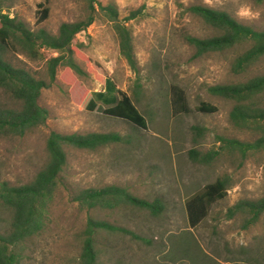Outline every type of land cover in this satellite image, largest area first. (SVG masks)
I'll list each match as a JSON object with an SVG mask.
<instances>
[{
	"label": "rangeland",
	"instance_id": "374dc122",
	"mask_svg": "<svg viewBox=\"0 0 264 264\" xmlns=\"http://www.w3.org/2000/svg\"><path fill=\"white\" fill-rule=\"evenodd\" d=\"M109 1L117 7L118 20L131 31L137 72L121 55L113 23L98 5L94 21L75 40L81 47L72 58L83 74H72L82 90L61 79L62 66L49 79L47 60L58 55L53 50L41 49L38 59L21 51L2 53L12 65L45 80L49 87L41 90L39 98L48 111L46 123L22 137L0 138V184L20 186L36 175L48 161L46 141L51 132L117 133L122 138L96 150L66 148L67 161L44 226L13 249L15 264H76L89 218L122 228L97 231V264H264V211L254 222L247 210L228 211L238 202L264 197V149L243 155L223 142H254L262 132L255 126H236L230 117L234 102L209 90L263 74L264 57L246 72L235 74L231 64L238 50L199 55L187 41L188 36L206 38L214 33L190 11L191 6L225 11L238 22L264 31V1L97 0L104 5ZM44 7L47 18L38 22ZM0 12L15 16L31 30L43 28L56 34L62 22L84 20L91 10L87 0H0ZM132 12L137 13L128 19ZM90 64L132 97L146 117V130L105 115L102 104L94 112L80 106L83 91L105 87L88 70ZM172 84L186 92L190 113L172 114ZM201 101L216 106L217 111H196ZM8 107L18 108L19 102L0 88V108ZM192 149L198 157L214 151L218 155L209 163H199L190 157ZM223 175L231 183L227 196L191 228L185 198ZM109 185L141 199L157 200L161 209L153 214L126 203L81 209L74 200L79 190ZM9 221L10 212L0 207V236L8 234Z\"/></svg>",
	"mask_w": 264,
	"mask_h": 264
},
{
	"label": "trees",
	"instance_id": "16d2710c",
	"mask_svg": "<svg viewBox=\"0 0 264 264\" xmlns=\"http://www.w3.org/2000/svg\"><path fill=\"white\" fill-rule=\"evenodd\" d=\"M264 0H258L263 2ZM91 12L84 20L62 22L56 34L40 28L31 30L24 22L15 16L0 12V88L7 91L19 102L18 108H0V138L22 137L34 129L43 126L48 117V111L39 104L41 90L49 84L23 68L15 67L2 55L4 51H21L32 59L41 57V49L53 50L58 53L47 60V71L50 80L55 78L56 69L62 66L61 79L79 88L73 73L83 74L81 68L74 62L72 56L81 47L75 43L76 36L87 29L94 21L95 5L104 11L109 21L113 23L117 34L120 53L127 61L133 72H137L136 59L133 51V39L130 29L124 22L118 20L117 7L113 1L107 4L97 0H87ZM42 6V4H40ZM190 11L197 15L205 24L210 26L214 33L210 37L198 38L188 36L187 41L199 55L219 53L229 49L238 50L234 57L231 69L235 74H242L259 59L264 57V31L238 22L225 11L207 6H191ZM132 12L128 19L135 17ZM48 8L41 10L37 21L47 18ZM87 58H85L86 60ZM88 70L105 87L102 91H83L80 95V106L94 112L100 104L105 108L107 116L124 120L137 130H146L148 122L145 115L138 109L134 100L125 91L117 89L108 78H104L94 65H88ZM73 89V90H74ZM210 92L234 102L230 112L231 120L236 126L249 127L262 132L254 142L239 140H223L243 155L248 151L264 149V73L256 75L246 81L229 84H218L209 88ZM73 92V91H72ZM170 107L173 115L188 114L191 107L184 89L178 85L170 86ZM195 110L201 113H214L217 107L201 101ZM121 136L117 133L61 134L51 132L46 141L48 161L27 183L20 186H9L6 182L0 184V207L10 212L9 232L0 236V264H15L17 256L14 248L18 243L38 233L48 214V208L58 186L59 176L67 161V147L96 150L112 142H120ZM190 157L199 163H209L212 155L205 153L198 157L196 150L189 151ZM231 183L226 175L217 177L213 182L188 195L184 200V209L188 224L191 228L197 227L208 216L214 203L223 200L228 193ZM74 200L81 209L96 207H115L120 203L130 204L146 209L156 214L161 209L157 200L148 201L132 195L126 189L109 185L99 189H82L74 196ZM251 213V222L264 211V197L255 202H238L229 208V213ZM121 231L122 228L108 222L89 218L84 230L82 251L76 264H97L95 249V234L97 231Z\"/></svg>",
	"mask_w": 264,
	"mask_h": 264
}]
</instances>
